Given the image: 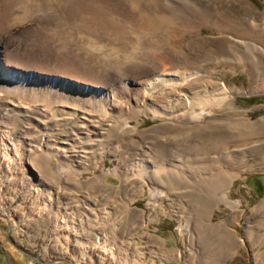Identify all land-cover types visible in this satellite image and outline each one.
Returning a JSON list of instances; mask_svg holds the SVG:
<instances>
[{
  "label": "rangeland",
  "instance_id": "rangeland-1",
  "mask_svg": "<svg viewBox=\"0 0 264 264\" xmlns=\"http://www.w3.org/2000/svg\"><path fill=\"white\" fill-rule=\"evenodd\" d=\"M119 1L133 14L128 20L115 13L104 16L95 10V14L104 16L103 22L97 18L91 21L93 28L107 31L113 40L96 46L102 48L99 57L91 61L85 56L88 40L77 36L70 39L65 33L57 44L60 54L73 55L85 66L102 62L99 68H92L91 83L105 87L111 82L110 72L116 78L133 75L129 67L123 68L130 46L115 51L114 43L129 40L135 50L149 53L152 48L144 42L158 34L163 39L158 48H171L177 65L183 66L178 71H161L166 76L192 74L197 86L190 92L168 96L166 91L156 89L144 98L136 92L129 96L115 90L114 99L120 104L110 106L111 109L103 106L108 108L110 118L94 116L93 122L87 121L82 109L66 110L75 120L62 122L57 131L50 124L44 132L58 142L73 143L78 125H95L90 144L85 131L77 134L83 140L77 143L78 150L94 151L88 156L91 160H104L91 168L74 161L73 165L64 162L61 176L52 169L35 167L29 171L26 166L6 164L5 154L12 158L15 155L11 145L7 153L0 151V264H264V0ZM14 24L8 33L0 34L2 58L5 52L15 49L31 56L53 55L51 48L43 46L38 25L27 31L26 23ZM80 41H84L81 48ZM13 56L9 58L12 60ZM151 62L134 66L135 72H152L157 65ZM27 66L43 68L40 63L21 67ZM149 75L134 80H147ZM134 80L121 82L132 84ZM199 92L215 100L224 99L225 104L213 102L214 106L204 109L193 97ZM156 97L174 109L172 117L162 118L149 106L148 100ZM254 97L256 101L251 99ZM8 108L1 95L0 134L8 130L15 139L26 143L30 135L41 137L39 132H15L12 115L6 113ZM175 114L184 116L173 119ZM170 139L183 149L191 146L192 154L183 149L171 150L176 159L202 158L187 162L204 166L201 176L219 172L227 175L225 180L231 185L226 193L220 190L221 193L200 197L191 186L159 181L142 184L131 179L137 174L129 173L126 167L119 169L126 178L130 174L126 182L99 180V175L116 167V157L130 165L143 159L156 163L154 156L161 150L157 140ZM99 146H104L105 151ZM78 173L81 174L76 176ZM153 189L156 194L151 193ZM222 194L227 195V200ZM46 206L47 213H41ZM182 221L190 226L186 235L180 229ZM222 235L229 245L220 247ZM105 237L108 240L103 241ZM110 251L112 258L108 256Z\"/></svg>",
  "mask_w": 264,
  "mask_h": 264
},
{
  "label": "bare ground",
  "instance_id": "bare-ground-1",
  "mask_svg": "<svg viewBox=\"0 0 264 264\" xmlns=\"http://www.w3.org/2000/svg\"><path fill=\"white\" fill-rule=\"evenodd\" d=\"M119 2V0H0V34L3 35L9 30L11 25L15 26L14 23L19 21L26 23L27 27L24 29L27 31H32V26L33 29H36L35 25H38V29L41 30V34L38 36L43 41V46L51 48L49 50L50 52H53L51 57L46 56L47 54L40 57L41 55L36 56V53L32 56L31 54H20L21 52L15 49L14 52H5L3 54L5 58H2L3 56H1L2 53L0 50V96L2 95L3 100H5L9 106L6 113L12 115V121L14 122L16 129L15 132L22 133L23 135L32 132H39L41 136L36 137L30 135V137L27 138L28 142L26 143L15 139L12 132L10 133L8 130L2 131V134H0V151L2 153L4 152V154L7 153L8 151L6 152V150H9L8 146L11 145L15 152L13 158L5 154L4 157L6 158L5 160L7 161L6 164L8 166H13L14 164L23 166L24 168L26 166L27 169H30L29 171L35 170V167L45 168L48 170L52 169V171H56L58 173V176H61L60 170L63 169L62 166L64 165V162L66 164L68 162L69 165H73L75 164L74 161H77L76 163L78 165H84L87 168H91L93 165L97 166L99 163L102 164L104 160L96 161L91 160V158L88 157L89 154L94 151L89 152L87 150H78L80 148L77 145V143L81 144V141H83L82 137L77 135L78 133L81 134V130H83V134L85 131L87 142H89V144L92 142L91 130L96 129L95 125L91 124V126L88 127V123L84 124L85 126L77 124L79 126V130L78 133H73V143L62 140L58 142L57 140L49 138L48 134L44 131L49 129L50 124L54 126L51 129L57 131L60 129L58 127L62 126V122H73V116H70L66 111L69 110V108L74 111L79 109L84 110L85 113H87L86 116L88 117V122H93L92 119L94 116L109 117L110 113L108 108L105 109L103 106L110 107L119 103L114 99V96L116 95L114 92L115 90L125 94L128 93L129 96L136 92L144 98L146 95L151 96L152 92L156 89H160L164 92L166 91L165 94L168 96V94H175L177 92L179 94V92L182 91L190 92L192 88L197 86V83H195L197 82V79H194L192 74L166 76L163 73L166 69L178 71V68L183 66L177 65V57L174 56L176 54L171 48L164 47L162 50L158 48L161 44L160 42L163 40L162 36L158 34L154 39L149 38L144 42L147 47L152 48V51L149 53H144L142 50H135L129 40H126L124 43H119V45H117V42L114 43L116 47H113L112 49L115 51L122 49V47L123 49H126L130 46L128 53L129 56L127 58L126 55L125 57L127 60L123 61V68L129 67L133 75L116 78L117 75L115 76L113 73V75H111L110 72L108 79L111 82L104 84L105 87L96 86L91 83L94 82L91 79V77H94L93 69L100 66L102 62L101 64L98 63L96 65L91 63L87 65V67L79 58L74 57L73 55L69 56L68 53V56L65 55V53H63V55L60 54L57 44H59L58 41L61 40L60 38H62L65 33V35L68 34L71 36L70 39H74L77 36L80 39L88 40L89 44L87 43L88 45L86 46L87 49L85 56H87L91 61H93L96 57H99L102 48L96 46H102L105 42H107V44L113 43V40L107 31L101 30V28L100 30H98V28H93L94 24L92 25L91 21H94L97 18V20L103 22V17L107 15V13H115L114 15H118L120 18L125 16L122 19L125 21L128 20L130 15L133 14L128 11V7L126 5L124 7V5ZM105 7L107 10L104 9ZM95 10H98V14H103L104 16L101 17L100 15L95 14ZM48 11L50 12L48 13ZM37 13L41 16L38 15V17L34 19L33 16H35V14L37 15ZM83 17H85L84 20ZM27 18L30 19L28 20V23L26 21ZM96 24L97 23H95V25ZM129 29V32L133 31V29ZM121 38L125 40L123 36ZM81 41L79 43L80 46H78L79 48H81V45L84 42L83 41L81 43ZM91 45H93V48ZM82 47L85 48L84 45ZM248 47L252 48L251 45ZM79 48L76 49L79 50ZM53 49L57 52V54H55ZM10 55H14L12 60L9 58ZM150 58L153 59L154 62H151ZM144 61L147 63L149 61L154 66H164H156L155 70L148 73H143V71L135 72L134 69H136V67L134 66L140 65L142 67V63H145ZM38 63H40L43 68L36 67L34 69L28 68V66L26 68L21 67L25 65L34 66V64L36 65ZM50 65L53 67L52 69L47 68ZM90 66L91 68H89ZM119 68V71L122 70L121 67ZM47 70L48 72H46ZM75 71H77L80 75L77 76ZM58 72L64 75L58 74ZM83 74H85V77H82ZM147 75L150 77L147 80L143 79L144 84L141 83L143 80L138 82H135L134 80ZM155 76L157 77L154 78ZM127 78H132L134 82L132 84H125L124 82H121V79ZM193 97L197 103L203 104L204 109H207L208 105H213V102H217L220 106L225 104L224 99L220 98V100H215V98L209 97L205 93L200 94L199 92L194 94ZM150 99L148 100L149 106H151L158 115H161L160 117H162V115H164V117L165 115L172 117L171 115L173 114L174 109L168 108V102L166 103V101L162 100L161 97L156 100ZM135 103H137V100ZM109 109H111V107ZM123 110L124 109L120 111L123 112ZM182 116L184 115L175 114L173 119L176 117L178 119V117L180 118ZM78 126H75V128ZM126 130H128V128ZM84 139H86V137ZM177 144L171 139L157 140V145L161 146L159 147L161 150H158L154 156L156 157V163H151L147 159H143L140 162L137 161V163L130 165L125 164L123 162V158L119 157L116 159V157L114 159L116 167L114 166V169H111L110 172H105L99 175V180L108 181L111 178L116 179L118 183L123 180L126 182V180H130V174L128 176L126 175L128 177L126 178L120 173V170L126 167L125 169L129 170V173L135 172V174H137L135 178L131 179L139 180L138 182H142V184L146 182L155 183L159 181L160 183H166L171 186H191L193 189H197L200 197H204L208 194L212 195L213 193L218 194V192L221 193L220 190H225L226 193V190L230 187L229 185H231L230 182L225 180L228 176L220 174V172L214 176H201V169L204 166H192L187 162H198L202 160V158L198 159L193 158L192 156L188 159L183 157L176 159V157L173 156L172 151L176 150L177 152H180L179 150L183 149L182 146L179 147ZM91 146H94L93 143H91ZM190 148L191 146L187 145V147L183 150H188L189 152ZM99 149L105 151L104 146H99ZM19 150H23L25 155L19 154ZM79 174L81 173H78L76 176ZM151 193L156 194V191L153 189ZM222 195H224L222 198L226 199L227 195ZM46 210H48L47 206L42 209L41 213L44 214ZM208 221L212 222V216L209 217ZM180 229L181 232L186 235L189 232L188 230L190 229V226L185 221H182ZM106 240H108V237L103 238V241ZM219 245L220 247H222V245H229V240L223 236ZM112 248L114 251V247ZM220 255L221 254H217V257ZM108 256L109 258H112V256H114L113 252L110 251Z\"/></svg>",
  "mask_w": 264,
  "mask_h": 264
},
{
  "label": "water",
  "instance_id": "water-1",
  "mask_svg": "<svg viewBox=\"0 0 264 264\" xmlns=\"http://www.w3.org/2000/svg\"><path fill=\"white\" fill-rule=\"evenodd\" d=\"M108 181H109L110 183H112V184H116V183H118V181H116V179H111V178H110ZM29 255H30V254H29ZM37 259L40 260V258H38V257H37Z\"/></svg>",
  "mask_w": 264,
  "mask_h": 264
},
{
  "label": "trees",
  "instance_id": "trees-1",
  "mask_svg": "<svg viewBox=\"0 0 264 264\" xmlns=\"http://www.w3.org/2000/svg\"><path fill=\"white\" fill-rule=\"evenodd\" d=\"M252 100H255L256 101V98L254 97V98H251ZM263 191H264V189H263ZM263 193V192H262Z\"/></svg>",
  "mask_w": 264,
  "mask_h": 264
}]
</instances>
